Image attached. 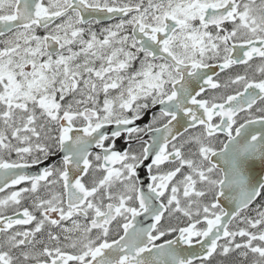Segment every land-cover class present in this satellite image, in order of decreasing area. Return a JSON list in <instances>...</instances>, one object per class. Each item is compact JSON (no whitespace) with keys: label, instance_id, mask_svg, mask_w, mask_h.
<instances>
[{"label":"snow or ice","instance_id":"6c2138e0","mask_svg":"<svg viewBox=\"0 0 264 264\" xmlns=\"http://www.w3.org/2000/svg\"><path fill=\"white\" fill-rule=\"evenodd\" d=\"M0 193V264H264V0H0Z\"/></svg>","mask_w":264,"mask_h":264},{"label":"flooded vegetation","instance_id":"af4514ba","mask_svg":"<svg viewBox=\"0 0 264 264\" xmlns=\"http://www.w3.org/2000/svg\"><path fill=\"white\" fill-rule=\"evenodd\" d=\"M122 143V141H118V144H121ZM9 191H11V190H9ZM2 195H4V193H0V196H2Z\"/></svg>","mask_w":264,"mask_h":264}]
</instances>
